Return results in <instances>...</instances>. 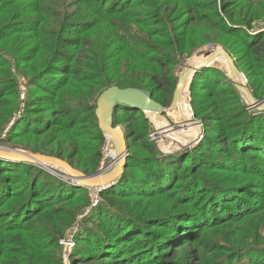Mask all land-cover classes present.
<instances>
[{
  "label": "trees",
  "instance_id": "16d2710c",
  "mask_svg": "<svg viewBox=\"0 0 264 264\" xmlns=\"http://www.w3.org/2000/svg\"><path fill=\"white\" fill-rule=\"evenodd\" d=\"M260 22L264 0H0V68L22 69L29 90L3 137L19 98L16 81L0 79V145L94 175L101 92L139 88L167 108L183 65L205 46L223 48L262 100ZM187 89L202 135L171 154L149 139L143 111L118 107L128 159L88 213V189L0 158V264H264V111L215 65Z\"/></svg>",
  "mask_w": 264,
  "mask_h": 264
},
{
  "label": "water",
  "instance_id": "95a60500",
  "mask_svg": "<svg viewBox=\"0 0 264 264\" xmlns=\"http://www.w3.org/2000/svg\"><path fill=\"white\" fill-rule=\"evenodd\" d=\"M206 60L196 66L186 67L185 71L180 75L175 91L173 93L172 102L168 108L162 106L159 102L153 99L151 93L139 88H120L111 86L98 96L96 101L95 115L98 121V128L104 137L112 140L115 148L116 161L113 168L106 173H96L94 175H85L81 171L75 169L67 161L57 157L44 154H31L20 150H11L0 146V158L38 165L56 171V173L64 181L80 186L89 191L100 189L101 192L116 184L122 176L129 151L127 146V135L125 130L120 125H114L113 116L117 112L118 107L128 106L139 111L148 112L153 117L156 124H161L166 121L165 115L168 112L178 110L181 112V104L183 103V93L195 73L203 68H208L215 63V59L224 58L228 70L229 77L238 92L243 96L250 109L254 111H264V99L257 100L246 85L239 80L240 72L236 67L234 59L223 49H218L211 54L205 55ZM149 117V115H147ZM184 121L188 123L185 119ZM191 124L198 126L199 132L192 141L196 143L202 135L201 122L192 116ZM191 141V142H192ZM94 207L87 210V213Z\"/></svg>",
  "mask_w": 264,
  "mask_h": 264
},
{
  "label": "rangeland",
  "instance_id": "374dc122",
  "mask_svg": "<svg viewBox=\"0 0 264 264\" xmlns=\"http://www.w3.org/2000/svg\"><path fill=\"white\" fill-rule=\"evenodd\" d=\"M263 27H264V22H260L258 25H256V28H263ZM218 49H223V48H221V47L211 48L209 46L203 47L199 51V53H195L192 57H190L185 62V64L182 67V71L179 72V74H178V78L185 71L186 67H189L191 65L193 66L194 64L197 65V63L206 59L205 55L211 54ZM29 54H31V53H29ZM213 65H215L217 69H220L221 75L223 77H225V78L227 77V79L229 78V70H228V66H227L224 58H222V57L217 58ZM0 70H1L0 79H3V78L10 76L16 81L18 98H19V110L17 109L15 111L16 113L15 112L13 113V116L11 117L8 126L6 127V130L4 131L3 137H5L7 130H9L12 123H14V119L22 118V116L25 112V109H26L27 97H28V91L29 90L27 88L28 77H27V74L25 72H23L22 69H16L10 64L9 67L0 68ZM240 75H241L240 77H242L244 79V83H245L246 87L251 92V88L249 87L248 80H247L246 76L241 72H240ZM229 83H230V81H229ZM189 84L190 83H188L187 87L189 86ZM187 87L185 89V92L186 91L188 92ZM182 100H183V103L181 104V108L182 109L185 108V110L187 112V116H183L181 114V112H179L178 110H175L174 112H168V110H167V114L165 115V117L167 118L166 121L164 120L162 125H159V124L155 125L153 117L151 116V114H149L148 118L151 121V123L153 124V128H154V130L150 133V135L152 133L157 134V136L155 137L154 140L151 139L150 135H149V139L151 141H154L157 144V147L161 150V152L163 154H165V153L171 154V153H174L176 151H181L183 149V147L192 145L194 143L192 140L196 138V136L199 132L198 126L193 125L190 122L192 120V116L194 117V115H193V111H192L190 104H189V97L182 98ZM31 104H36V100H32ZM184 119L188 123H186L184 121ZM201 125H202V123H201ZM106 144L107 143H106V138H105V143L101 149V160L99 162L97 173H103L100 170V166H101L103 158L105 157V146H106ZM2 147H5V148L11 149V150H18V149H15V148L13 149V148L5 146V145H2ZM42 169L46 170L49 173H51V170H52V169L45 168V167H42ZM52 171L56 174V171H54V170H52ZM93 200H94V196H92V194L89 191V205L83 209V214H85L87 210H89L91 207H93V203H94ZM78 220H80V218H78ZM77 225H78V223H75V226L73 227V229L71 228L72 230L71 229L69 230L70 234L73 231L74 232L78 231ZM59 245L62 249L61 251L63 254L64 253L63 250H64L65 246H63V244H61V242ZM63 262H64V264H69V259H66V257H64Z\"/></svg>",
  "mask_w": 264,
  "mask_h": 264
},
{
  "label": "built area",
  "instance_id": "2783aa9c",
  "mask_svg": "<svg viewBox=\"0 0 264 264\" xmlns=\"http://www.w3.org/2000/svg\"><path fill=\"white\" fill-rule=\"evenodd\" d=\"M254 32H256V31H254ZM187 97H189V93L187 91L186 92L184 91L183 98H187ZM156 136H157L156 133H152L150 135L152 140H154ZM106 143L107 144L105 146V157L103 158L101 166H100V170L103 173L109 172L113 168V165L116 161L115 148H114V144H113L112 140L106 137ZM51 173L54 175L57 174V173L55 174L52 170H51ZM57 176H59V175L57 174ZM90 193L92 194V196H94L93 207H97L100 203L99 196H100L101 190L96 189V190L90 191ZM61 244H63V246H65L64 250H63L64 254L68 253V251L74 247V244H73L71 239L63 240V241H61Z\"/></svg>",
  "mask_w": 264,
  "mask_h": 264
},
{
  "label": "bare ground",
  "instance_id": "6f19581e",
  "mask_svg": "<svg viewBox=\"0 0 264 264\" xmlns=\"http://www.w3.org/2000/svg\"><path fill=\"white\" fill-rule=\"evenodd\" d=\"M217 59V58H216ZM215 59V60H216ZM206 59H204L203 61H201V62H199V63H197V65H200V64H202L204 61H205ZM192 64V63H191ZM195 65V64H194ZM193 65V66H194ZM196 66V65H195ZM239 80L241 81V83L244 85L245 83H244V79L242 78V77H240L239 78ZM146 115H149V113L148 112H144ZM181 114L183 115V116H187V112H186V110H185V108L184 109H182L181 108ZM194 125V124H193Z\"/></svg>",
  "mask_w": 264,
  "mask_h": 264
},
{
  "label": "crops",
  "instance_id": "0c3cea01",
  "mask_svg": "<svg viewBox=\"0 0 264 264\" xmlns=\"http://www.w3.org/2000/svg\"><path fill=\"white\" fill-rule=\"evenodd\" d=\"M163 123V122H162ZM162 123L161 124H159V125H162Z\"/></svg>",
  "mask_w": 264,
  "mask_h": 264
}]
</instances>
